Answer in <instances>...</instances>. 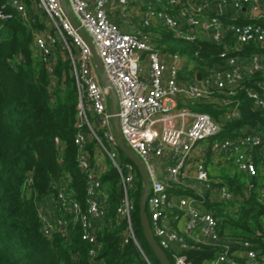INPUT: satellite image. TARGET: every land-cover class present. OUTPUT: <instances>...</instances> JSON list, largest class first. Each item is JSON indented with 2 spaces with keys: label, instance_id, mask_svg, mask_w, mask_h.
<instances>
[{
  "label": "built area",
  "instance_id": "built-area-1",
  "mask_svg": "<svg viewBox=\"0 0 264 264\" xmlns=\"http://www.w3.org/2000/svg\"><path fill=\"white\" fill-rule=\"evenodd\" d=\"M7 7L30 20L23 0H7L0 9L2 20L12 16ZM32 7L43 25L33 28L35 54L52 76L59 59L71 64L79 95L76 161L87 181L85 207L72 195L66 180L56 181L57 194L40 202L38 212L48 236L56 229L67 233L68 222L61 212L68 210L79 219L82 238L92 245L91 264H103L95 258L99 244L94 229L106 214V187L101 177L108 167L96 166L97 154L104 150L118 171L121 195L117 215L128 222L123 243L132 240L152 264L132 224L135 203L131 192L138 180V167L132 159L122 157L121 139L148 172L151 233L163 252L170 251L173 264H193L180 252L187 247L186 235L225 244L217 217L203 204L206 195L221 201L237 196L225 184H212L207 168L208 141L221 133L226 120L238 118L240 103L231 97L239 90L245 89L255 107L264 110V52L245 54L251 44L264 45V25L248 22L264 21V0H32ZM162 29L190 43L220 45V62L201 70L197 60L160 42ZM249 79L251 85H245ZM114 100L116 112L111 107ZM196 101L218 102L228 109L218 120L191 109L189 105ZM236 134L212 141L214 157L224 165L233 161L240 170L255 176L257 151L262 152L264 163V132L243 129ZM162 165L165 177L160 176ZM183 216L185 231L180 232L170 220ZM229 245L243 249L233 254L222 252L203 264H264V253L251 242L231 240L225 246Z\"/></svg>",
  "mask_w": 264,
  "mask_h": 264
},
{
  "label": "trees",
  "instance_id": "trees-1",
  "mask_svg": "<svg viewBox=\"0 0 264 264\" xmlns=\"http://www.w3.org/2000/svg\"><path fill=\"white\" fill-rule=\"evenodd\" d=\"M23 1L30 11V20L11 7L5 10L12 16L0 19V264H91L89 249L92 245L82 238L83 228L78 218L63 210L61 214L68 222L67 233L56 229L48 236L39 216L40 202L57 194L55 183L61 180L69 182L72 195L85 207L87 181L76 161L74 139L79 95L71 64L59 59L53 76L49 74L33 48V28L43 25L34 12L32 0ZM5 2L7 0H0V9ZM248 22L264 25L259 19ZM160 31L161 43L173 52L197 60L201 70L220 62V45L210 41L190 43L167 30ZM245 50L246 55L253 50L264 52V45L251 44ZM250 82L252 79L244 84L251 85ZM231 98L240 103L239 116L226 120L215 138L233 137L243 129L264 132V110L255 107L246 90H239ZM189 107L207 112L218 120L228 109L218 102L200 101ZM215 138L208 141L207 164L211 165L215 162L211 149ZM122 157L131 161L125 154ZM255 158L258 167L255 176L240 170L233 161L223 165L221 173L210 174L214 187L225 184L237 198L221 201L206 195L208 199L203 207L217 217L220 235L226 243L214 244L186 235L187 247L180 252L193 264H203L222 252L233 254L243 249L238 245L225 246L231 240L249 241L264 253V197L261 196L264 172L259 168L264 164L262 152L257 151ZM137 172L136 187L131 192L135 203L131 218L133 228L152 264H161L141 222L140 200L144 185L138 168ZM101 179L106 187V214L94 229L99 244L95 258L103 264H148L132 240L123 243L128 222L117 215L121 192L118 171L112 162ZM145 205L149 212L148 201ZM164 252L168 262L173 264L170 251L165 249Z\"/></svg>",
  "mask_w": 264,
  "mask_h": 264
},
{
  "label": "water",
  "instance_id": "water-1",
  "mask_svg": "<svg viewBox=\"0 0 264 264\" xmlns=\"http://www.w3.org/2000/svg\"><path fill=\"white\" fill-rule=\"evenodd\" d=\"M65 10L68 13L69 17L71 18V20L75 24V20H74L72 14L68 11V9L66 7H65ZM81 33L86 38L88 43L92 46L90 38L84 33V31L81 30ZM94 54L96 56L97 61L99 62L95 51H94ZM99 64H100V62H99ZM100 66H101V64H100ZM200 77H201V74L199 73L198 78H200ZM111 107H112L113 112H116L117 106H116L115 100L111 103ZM115 132L117 135L119 134L118 126H116ZM119 146H120V149L122 150V152L124 154H126L130 159H132L136 163V165L140 171L142 180L144 182V189H143V193L141 195V200H140V210H141V222H142V225L144 228V233H145V236L147 238V241L150 244L153 251L155 252V254H156V256H157V258L161 264H171L167 261L166 257L164 256L163 250L158 246V243H157L155 237L151 233L150 224L148 221V212L146 210V205H145L146 198L148 195V190H149V177H148V172L145 168V165L141 162V160H139L137 158V156L132 151L129 150V148H127V146L124 144V142L121 139L119 140Z\"/></svg>",
  "mask_w": 264,
  "mask_h": 264
},
{
  "label": "crops",
  "instance_id": "crops-1",
  "mask_svg": "<svg viewBox=\"0 0 264 264\" xmlns=\"http://www.w3.org/2000/svg\"><path fill=\"white\" fill-rule=\"evenodd\" d=\"M216 163H218V160L215 162V164ZM96 166L98 167V168H100L101 166H105L106 165V158L103 156V155H101V157L100 158H98V160H97V162H96ZM214 164V165H215ZM219 164V163H218ZM221 165V168H222V166L224 165L223 163H220ZM107 166V165H106ZM105 166V167H106ZM229 166V165H228ZM218 167V166H217ZM220 169V168H219ZM159 172H160V176L161 177H165L164 176V172H165V168L163 167V165L160 167V169H159ZM170 222L172 223V225L177 229V230H179L180 232H184L185 231V228H182L183 227V223H184V225H185V217L183 216V217H181L179 220L178 219H173V218H171V220H170Z\"/></svg>",
  "mask_w": 264,
  "mask_h": 264
},
{
  "label": "rangeland",
  "instance_id": "rangeland-1",
  "mask_svg": "<svg viewBox=\"0 0 264 264\" xmlns=\"http://www.w3.org/2000/svg\"><path fill=\"white\" fill-rule=\"evenodd\" d=\"M143 59V58H142ZM149 72V71H148ZM109 102H110V99H109ZM205 141V140H204ZM203 141V142H204ZM105 143H106V145H107V147L108 148H110L111 149V147H110V145H109V143L105 140ZM103 154V156L106 158V167H108L110 164H111V160H110V158H109V156H108V154L103 150V153H98L97 154V158H100L101 157V155ZM232 156L235 158V157H237V155L236 154H232ZM217 161V158H215V162ZM215 162H214V164H215ZM211 165V164H207V168H208V171H209V173L210 174H212V173H215V174H219V173H221V166H220V161H219V164L218 163H216L215 165ZM218 166V167H217ZM217 168V170L216 169H214V168ZM224 167H226V166H224ZM220 168V169H219ZM259 168L264 172V164H262V165H260L259 166ZM215 170V171H214ZM148 211H149V207H148ZM182 228H184V223H183V227Z\"/></svg>",
  "mask_w": 264,
  "mask_h": 264
}]
</instances>
